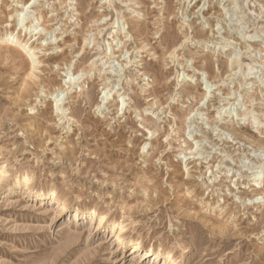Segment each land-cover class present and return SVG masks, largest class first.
I'll return each mask as SVG.
<instances>
[{
    "label": "rangeland",
    "instance_id": "374dc122",
    "mask_svg": "<svg viewBox=\"0 0 264 264\" xmlns=\"http://www.w3.org/2000/svg\"><path fill=\"white\" fill-rule=\"evenodd\" d=\"M0 264H264V0H0Z\"/></svg>",
    "mask_w": 264,
    "mask_h": 264
},
{
    "label": "bare ground",
    "instance_id": "6f19581e",
    "mask_svg": "<svg viewBox=\"0 0 264 264\" xmlns=\"http://www.w3.org/2000/svg\"><path fill=\"white\" fill-rule=\"evenodd\" d=\"M20 22H22L23 23V20L22 21H20ZM8 41V42H7ZM6 42L7 43H13L14 42V37H13V40H11V37H10V39H8ZM12 45V44H11ZM19 46L24 50V52H27V53H30V50L29 51H27V46H22V45H20L19 44ZM35 51H36V47L35 48H33V53H35ZM29 57L31 58V64H32V72L30 73V78L31 79H33L34 77H36V75H35V73H34V70H36L37 69V65L40 63V62H37V58H36V56L34 55H29ZM187 77V76H186ZM61 105L60 104H56V107H58L57 108V110L58 111H61V109L59 108ZM257 179V178H256ZM39 197H40V199H43V200H46V199H55L56 198V196H55V193H50V194H39L38 195ZM80 211L78 210L77 211V214L79 213ZM84 212V211H83ZM92 214H96V212H92ZM91 215V214H90ZM88 216V215H87ZM106 223V217L105 216H103V217H101L100 219H99V225H98V228L100 229L101 227H103L104 226V224ZM122 231V230H121ZM122 237V236H121ZM154 251L152 250V249H149V250H147V252H146V256L147 255H152V254H154L153 253ZM159 255V254H158Z\"/></svg>",
    "mask_w": 264,
    "mask_h": 264
}]
</instances>
